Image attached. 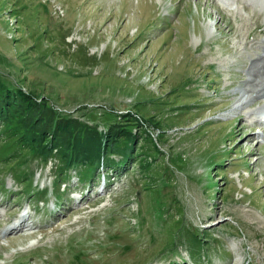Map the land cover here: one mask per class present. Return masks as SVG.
I'll return each mask as SVG.
<instances>
[{
  "label": "rangeland",
  "instance_id": "rangeland-1",
  "mask_svg": "<svg viewBox=\"0 0 264 264\" xmlns=\"http://www.w3.org/2000/svg\"><path fill=\"white\" fill-rule=\"evenodd\" d=\"M256 22L264 0H0V96L136 139L92 181L0 141V264H264Z\"/></svg>",
  "mask_w": 264,
  "mask_h": 264
},
{
  "label": "trees",
  "instance_id": "trees-1",
  "mask_svg": "<svg viewBox=\"0 0 264 264\" xmlns=\"http://www.w3.org/2000/svg\"><path fill=\"white\" fill-rule=\"evenodd\" d=\"M45 106V102L41 106L35 100H28L19 90L6 91L0 96V141L4 147H14L17 151L13 150V154L26 149L45 161L57 157L61 162L60 177L83 169L80 174L88 181H92L100 165H105L106 169L114 168L116 163L110 164L111 155L122 156V165L132 159L136 139L128 131L121 132L123 127L113 125L102 139L94 130L84 133L89 130L84 124L56 116ZM114 129L120 131H112ZM146 139L150 140L149 137Z\"/></svg>",
  "mask_w": 264,
  "mask_h": 264
},
{
  "label": "bare ground",
  "instance_id": "bare-ground-1",
  "mask_svg": "<svg viewBox=\"0 0 264 264\" xmlns=\"http://www.w3.org/2000/svg\"><path fill=\"white\" fill-rule=\"evenodd\" d=\"M255 27L256 28L258 27L257 28L258 30L263 29V31H264V23L262 25V23L259 24L258 22H256ZM255 29H253L251 32V36H250L251 39L249 40L251 43H252V41H254V43L257 42L259 37L262 35L261 33H259V35H258V33H256ZM247 38H249V37H247ZM249 41H248V43H250ZM261 49H262L263 53L262 54H256L255 58L252 59V65H251L249 72H250V74L252 73L253 76L255 75L256 79L255 80L249 79L250 81H248V83H249V91L248 92L255 91V94L260 95L264 98V41L262 42ZM257 80L258 81L260 80L258 87H257V82H258ZM261 121H262V119L261 120L259 119L255 122L260 123ZM104 188H105V184L103 181L102 189H104ZM73 199L77 201V205H78V204H80V202L82 201L83 198H81V196H78L77 198H73ZM78 206H80V205H78ZM29 218L30 217H28L27 214H21L17 219L18 222L16 224H13L12 230H14V231H12V232H16V234L23 232V230L27 227V225L25 226V224H26V221L29 220Z\"/></svg>",
  "mask_w": 264,
  "mask_h": 264
}]
</instances>
